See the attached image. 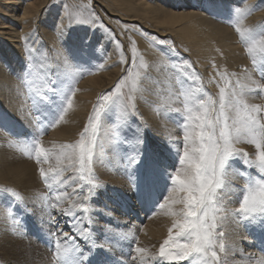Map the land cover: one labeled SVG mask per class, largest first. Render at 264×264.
Wrapping results in <instances>:
<instances>
[{"label": "bare ground", "instance_id": "6f19581e", "mask_svg": "<svg viewBox=\"0 0 264 264\" xmlns=\"http://www.w3.org/2000/svg\"><path fill=\"white\" fill-rule=\"evenodd\" d=\"M237 27L244 33L243 38ZM133 48L136 49L135 59ZM178 49L186 54L188 62L204 73L208 86L217 97L220 98V89L224 87L229 96L235 90L244 103L264 108V93L257 92L259 84L253 70L254 67L262 74L264 69V0H0L2 263H55L46 257L28 258L31 253H26V249L40 245L34 239L25 240L24 229L16 226L18 221L7 206L8 189L24 197L29 214L35 216L36 221L53 228L59 247L64 249L74 245L72 240L58 233V222L63 232L69 225L74 227L80 239H84L79 222L83 216H75L74 212L69 216L61 211L68 208L75 211L81 182L78 161H57L53 156L46 163H37L24 147L31 137L45 129L50 133L43 132L44 147L58 153L61 145L76 144L85 128H98L102 121L93 165L101 173L103 184L111 190L113 202L103 199L108 206L107 213L101 221L97 219V224L93 221L94 231L97 235L105 233L107 221L114 224L111 214L116 209L119 211L120 220L116 222L119 229L128 230L125 242L134 247L129 264H164L157 260L156 249L174 222L182 219L171 215L170 211H179L184 205L169 201L163 209L157 206L169 195L166 187L169 182L164 178L168 176L165 170L169 171V168L165 167V159L156 148L151 152L153 161L146 170L152 184L155 183L154 171L162 181L158 185L160 193L155 194L157 202L148 188L131 187L132 182L140 179L135 178V167L130 163L135 156L144 155L148 150L143 146L139 151H129L125 157L117 144V140L124 137L121 133L124 124L131 128L129 123L134 121L122 86L121 92L113 95L111 101H102L99 95L105 90L114 93L119 81L126 78L142 119L134 121L139 131L129 138L134 140L140 135L143 140L146 138L143 128H150L147 137L152 136L156 145L169 152L174 144H179V126L173 117L177 115L176 110L183 109L175 96L174 76L183 78L180 75L183 59ZM185 81L182 79V83ZM240 85L246 87L241 90ZM53 87L59 92L52 94L50 89ZM70 88L75 91L69 97V107L62 101ZM117 96L121 100L118 101ZM100 104L103 107H98ZM228 109L230 116L237 118L234 107ZM61 115L62 119L58 118ZM93 116L100 120L93 121ZM50 124L55 126L49 128ZM245 139L236 144L249 151L255 161L258 150ZM41 167L48 175L47 181L40 174ZM57 171L60 175L53 178ZM231 183L232 180L223 200L226 214L222 228L230 242L228 251L237 264H264L261 242L264 237L252 233V222H245L239 215L237 210L245 194L237 192ZM144 190L147 194L141 201L139 198ZM58 195L59 200L56 199ZM172 195L183 198L184 193ZM134 198L131 205L129 199ZM134 202L142 208L136 205L138 211L133 209ZM51 210L55 212L52 217ZM139 221L148 222L141 233ZM127 222L133 224L129 228L137 227L135 232L123 228ZM136 247L146 251L136 253Z\"/></svg>", "mask_w": 264, "mask_h": 264}, {"label": "snow or ice", "instance_id": "6c2138e0", "mask_svg": "<svg viewBox=\"0 0 264 264\" xmlns=\"http://www.w3.org/2000/svg\"><path fill=\"white\" fill-rule=\"evenodd\" d=\"M240 12L239 9L236 10ZM239 23V20L237 21ZM240 32V28L237 27ZM243 38L244 33L240 32ZM161 43H167L162 41ZM135 51L133 54L135 59ZM251 52V48L249 49ZM186 67L191 70V63L184 62ZM255 63V61H254ZM264 74V69H262ZM126 79V78H125ZM121 79L115 87L114 93H106L101 97L102 101H111L113 95L121 92V86L125 83ZM52 83H55L54 81ZM228 81L225 80V84ZM239 85L240 82L237 81ZM246 87L240 85L241 90ZM258 90L264 92V84L258 85ZM53 93L59 92L58 88H51ZM75 89L70 88L65 93V101L62 104L71 106L69 98ZM239 92L233 91L231 96L226 93L224 87L220 89V98L218 110L216 101L212 97L207 99H198L194 101L196 107H188L187 115L184 117L183 125V149L182 154L178 157L179 167L174 168L168 173L169 176V195L163 198L164 202L157 206L165 208L169 201L172 204H183L184 207L179 211H170L173 216H180L170 228L168 238L163 241L159 248V258L164 264H179L180 261L199 262L211 253L213 258H217V247L215 216L209 222V211H216L217 192L224 187V176L226 169L231 168L232 162L237 159L241 160L247 168L248 164H256L259 169H264V108L259 105L249 106L238 98ZM117 100L121 97L117 96ZM103 107V104L98 105ZM134 107V105H133ZM234 107L237 112V118L233 119L227 109ZM64 108H61V113ZM58 118L62 119V115ZM92 119H96L93 116ZM231 120V123H230ZM55 126L50 124V127ZM45 129H41L39 135L33 136L25 144L24 151L34 156L37 163H46L50 158L55 156L57 161L67 159L69 162L78 161L81 179L88 175V163L92 160L94 153V143L91 139L86 143L85 136L89 129L85 128L80 140L76 144H64L59 148L58 153L53 149L45 148L42 143V136ZM247 138V142L254 144L257 152V159L250 161L247 154L234 150V143L240 142L242 138ZM133 164L139 161L133 159ZM41 176L48 180V175L43 167L39 169ZM52 171V169H49ZM60 175L57 171L54 175ZM91 187L97 185L92 179L88 180ZM173 193H186L183 198H173ZM57 200L60 199L58 195ZM67 215L71 216L74 208L61 209ZM87 211V208H84ZM239 215L246 220H253L257 214H260V222H264V187L258 191L248 190L238 208ZM173 229H178L173 235ZM57 231L60 235L68 240L73 241V247H65L62 255L66 258L65 264H82L83 253L79 245L75 243L76 237L69 236L63 232L57 225ZM222 235V233H220ZM87 239V238H86ZM102 247V246H101ZM220 252L225 251V245L219 244ZM59 251V244H57ZM144 248L136 247V253H144ZM79 254V256H78Z\"/></svg>", "mask_w": 264, "mask_h": 264}, {"label": "rangeland", "instance_id": "374dc122", "mask_svg": "<svg viewBox=\"0 0 264 264\" xmlns=\"http://www.w3.org/2000/svg\"><path fill=\"white\" fill-rule=\"evenodd\" d=\"M178 52H180L179 49H178ZM180 53L182 54L180 58L183 59V61H181V62L179 61L180 65H181L180 69H181V71L183 70L180 75L183 76V78H177L176 76H174V80H176V83H175V85H176V92H175L176 101L181 103V106L183 107V109L176 110L177 112H175V113H177V115L175 117H173L176 120L175 124L177 126H179L178 127L179 139L177 142L179 144H174L173 145L174 147H172L169 152L164 150L163 146L156 145V142H154V139L152 138V136H150V138L147 137V135L150 134V131H151L150 128H147V127L143 128L144 134L146 133L145 134L146 138H143V140L139 137L140 135L135 136L134 140H131L129 138L130 135L136 134L139 131V129H137V127L134 125V121H138V119L139 120H142V119H140L141 115L139 114L138 108L136 106L135 97H132V95L130 93L128 83L125 82L122 85V88L125 91L124 98H127L129 101V105L132 108L131 115H132V118L134 121H131L129 123L131 128L128 127V125L126 126V124H124V126H123L124 128L121 132L124 135V137H121L120 139H118L117 144H118L120 150L122 151V153L124 154L125 157H127V153L131 150L137 149L139 151V150H141V148L143 146H145L147 148L148 151L144 155H140V156L138 155V156L134 157L135 160L139 161L138 164H133L132 163L133 160L130 163L131 166L135 167V168H133L134 169L133 172L136 176L135 178L140 179L139 181L137 180V181L132 182L131 187L133 189H136V187L139 186L138 188H140L141 190L144 187L148 188V192L152 193L151 197L155 201V203L157 202V200L155 199V194L157 195L160 193L159 189H158V185L160 183H162V181H161L160 177L157 175V172L154 171L155 178H153V181L155 183L152 184L151 180H150L151 178H149V175L147 174L148 171L146 169H148V166H150L152 161H153V159H151V156H152L151 152H153L155 148L160 151V156L163 157L165 159V162H166L164 164L165 167L168 166L167 168H169V171L165 170L167 173L172 171L174 168L179 167L178 157L180 154H182V149H183V144H184V141H183V135H184L183 125L185 123L184 117L187 115V108L188 107L195 108L196 105H195L194 101H196L198 99H207L209 96L212 97L213 100L216 101L217 110H218V106H219V97H217L215 93H212L211 87L208 86V83H207L208 80L205 79L204 73L199 71L197 68H195L194 64H191L192 70H189L186 67V65L183 63V62H186V59H187L186 54L182 53V51ZM187 62H188V59H187ZM253 70L255 72L256 78L258 79V80H256L257 83L259 85L262 84L264 82V76H263L264 74L262 75L261 73H258L254 67H253ZM193 71L194 72L196 71L195 72L196 74ZM186 75H188V77ZM182 79L186 80L185 83H182ZM187 83H189V84H187ZM53 88H55V87H53ZM209 89H210V91H209ZM109 92H110V90H105V91L101 92L99 95L100 100L104 94L109 93ZM204 92H206V93H204ZM257 92L260 95H261V93H264L261 91H257ZM52 94H54V93H52ZM177 94H178V96H177ZM133 105H134V107H133ZM227 111L229 114V109H227ZM97 113H101V112L98 111ZM98 120H100V117H96V119H93V121H95V122H98ZM230 123H231V120H230ZM101 125H102V121H101V123H99L98 128L93 129V128L89 127V131H88L87 135L85 136L86 143L88 142L89 139H91L92 142L94 143V153H93L92 160L88 163V169L90 170L88 175L85 176L83 179L80 178L81 176L79 177L81 182L79 184L80 187H79L78 192L76 194L77 195L76 196L77 203H75V205H74L75 211H76V214L74 211V215L77 216V214H79V215L81 214L83 216V219H81L79 222L82 223L81 229L84 231V234H83L84 239L83 238L80 239L78 237L76 230L72 226L67 225L66 226L67 229L65 231L69 234V236L76 237L75 243L79 245V248H80L81 252L83 253V257L81 258L82 264H129L131 253H132V250L134 247L125 242V238H126L125 235L128 232V230L127 231L126 230L121 231L119 229L120 225H118L116 223L120 220V218H118L119 211L116 209L113 210L114 213L111 214V217H113L115 219L114 224L107 221L108 225H107L106 232L105 233H99V235L102 234V236L101 235L99 236L96 234V232L94 231V228L96 226L92 225L93 221L96 222V224H97L98 220L101 221L100 219H102L104 214L107 213L106 209H108V206H107V204L105 205V202L103 199H107L111 203L113 202V200L111 198L112 196L109 193L111 190L108 189L105 186V184H103V179H102L101 173L98 172V170L93 165L94 158L97 155L96 150H95L97 147L96 141L99 138ZM115 132H116V130H115ZM49 133L50 132L48 130L45 131V134H49ZM144 139H146V140H144ZM244 139L245 138H242V140H244ZM111 140H113V139L111 138ZM242 140H241V142H242ZM152 143H154V145L156 147L155 146L153 147ZM233 147H234V150H237V151L242 152V153H246L248 160L254 161L251 158V154L249 151L245 150L244 148L242 149V147L240 145H237L236 143H234ZM105 151L108 153V149H105ZM158 159H160V158H158ZM242 159H244V158L241 157V159L234 160L232 162L231 168L226 169L225 176H224V181H225L224 187L222 189H219L217 192L216 211L215 212H213L212 210L209 211V222H211V218L213 215L216 218L215 219L216 228L214 229V232L217 234L216 235L217 247L214 250L217 252L218 259L213 258L211 256V253H209L207 257L203 258L199 262V264H230V263L231 264H237V262L235 260H233L234 258L232 256V254L228 251V247L230 246V242L228 241L227 235L224 232V229L222 228V226H224L223 219L225 218V214H226V212L224 210L225 204L223 203L224 202L223 200L227 196V193H226L227 185L232 180V183L230 184V186L236 188L237 192H239L241 194H245V195L248 194L249 189H251L253 191H258V189L260 187H264V170L259 169L256 166V164H248V166L246 168L245 164L241 162ZM127 163H128V161H127ZM78 171L80 172V168ZM233 174H237L239 177H235ZM52 177H54V175H52ZM232 177H233V179H232ZM164 178L167 182H169V176L164 177ZM89 179H92L93 182L97 186L91 187L88 184ZM169 186L170 185H166L168 191H170ZM6 190H4V191H6ZM8 192L10 195H7V198L9 197L10 199L8 200L7 206H9L8 208L12 209L10 211V213H12L11 214L12 217L16 218V220L18 221V225H16V226L24 229L22 232L26 236L25 240H30V238L34 239L37 241V244L40 245V247L39 246L34 247L32 250H28V248L26 249V251H25L26 253L28 251H30V253H31V256H29L28 258L38 260L42 257H46V258H49L50 261L55 262L54 264H65L66 258L62 255L64 249H63V247L62 248L59 247V251H57V244H59V246H61V245L56 239L57 235H56V232L53 231V228H51L47 225H42L41 223L36 221L37 218L35 216L32 217L29 214L30 210H29L28 204L25 202L23 196L21 197L14 190L8 189ZM103 194H104V196H102ZM146 194H147V192L144 190V192L142 193V196H140L141 198H139V199H141V201H143ZM4 195H6V194H4ZM185 196H186V193H184L183 197H185ZM243 197H242V199H243ZM4 200H6V199L4 198L3 201ZM50 200L52 201V198H50ZM129 200H131V205H132V200L134 201L135 198L129 199ZM241 202H242V200H241ZM134 203H135L134 204L135 206H131L133 209L137 210L138 206H136V205H139V209L142 208V206L140 204H138V202L137 203L134 202ZM84 208H87V211H84ZM130 211L132 212V210H130ZM6 213H9V210ZM153 213L154 212L151 211V214H153ZM54 214H55V212H53L51 210L50 216L52 217V216H54ZM138 219H140V217H138L137 220ZM221 220H222L223 224L221 223ZM260 220H261L260 214H257L256 218L253 220L244 219V221L248 222L249 224L252 222V227L254 226L253 229H251L252 233L258 234V237H261V236L264 237V222H260ZM65 223L66 222H63V225H65ZM68 223L69 222H67V224ZM138 223H139L138 226H139L140 233H141L142 228L148 222L139 221ZM58 225H59V222H58ZM130 225H133V224H130L127 222L123 225L124 227L123 226L122 227L124 229H131L133 232H135L137 227L129 228ZM177 231H178V229H173V235H175ZM220 233H222V235H220ZM168 235H169V232H167L165 235H163V238L159 241L158 247L156 249L155 255L157 256V260L159 262H163L159 258V248L163 244V241L168 238ZM99 239H100V242H99V245H97L96 242ZM119 239H120V241H119ZM261 242L263 245L262 250H264V239L263 238H261ZM220 243H223L225 245V251L224 252H220V250H219V244ZM78 256H79V254H78ZM253 258H256V257H253ZM263 260H264V254H263ZM31 262L32 263H29V264H36L35 261H31ZM3 263L4 264H6V263L12 264V263H10V262L8 263L6 261ZM3 263L0 260V264H3ZM179 264H189V261H180ZM193 264H197V262L194 261Z\"/></svg>", "mask_w": 264, "mask_h": 264}]
</instances>
